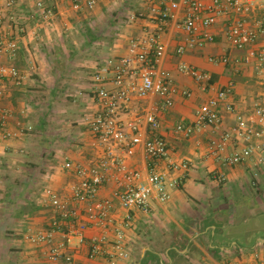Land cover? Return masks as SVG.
<instances>
[{
  "label": "crops",
  "instance_id": "1",
  "mask_svg": "<svg viewBox=\"0 0 264 264\" xmlns=\"http://www.w3.org/2000/svg\"><path fill=\"white\" fill-rule=\"evenodd\" d=\"M8 1L12 4L7 5ZM37 1L4 0V30L17 39L19 50L16 58L3 62L15 64L24 80L18 85L0 78V109L9 110L8 129L19 133L0 141V264H58L48 257L49 245L31 243L25 235L49 228L57 215L43 201L46 186L71 199L78 177L64 169L63 163L92 165L101 155V146L86 122V116L98 109L89 94L88 65L95 68L110 55L127 53L131 39L146 37L159 27L167 46L161 67L180 89L172 108L158 110L160 132L170 142L172 155L190 161V168L180 173V184L170 189L167 201L153 196L149 212H133L127 228L129 257L119 264H264V168L254 165L264 151L234 166L214 153L213 140H220L235 123L225 107L219 130L196 127L188 137L175 130L179 123L193 125L199 106L230 83L233 90L228 100L242 109L264 98V78L255 62L236 65V59L245 57L248 50L231 47L227 39L230 18L220 17L210 27L216 36L213 43L178 54L188 38L183 27L185 6L172 10L173 17L162 25L159 10L166 5L161 0H99L93 9L80 10L73 7L74 0H44L56 13L53 25L48 26ZM256 14L264 16V0ZM260 45L263 39L256 46ZM225 54L231 59L227 65L210 60ZM182 62L206 71L210 81L198 82L181 71ZM158 102V95L134 96L120 117L128 120L149 108L157 109ZM28 125L32 130H27ZM243 146L242 141L230 142L225 154ZM128 162L143 172L150 164L141 146ZM254 168L261 170L257 185L253 184ZM158 169L166 170L163 160L158 161ZM17 170L21 172L12 175ZM219 172L226 174L224 181L218 179ZM38 183L42 187L37 188ZM118 186L105 185L99 198H114ZM117 213L123 217L126 210L117 204ZM104 233L101 227H90L85 243L72 240L69 250L75 264L104 263L88 257L89 239ZM108 233L113 237L112 227ZM63 238L56 232V242Z\"/></svg>",
  "mask_w": 264,
  "mask_h": 264
},
{
  "label": "built area",
  "instance_id": "2",
  "mask_svg": "<svg viewBox=\"0 0 264 264\" xmlns=\"http://www.w3.org/2000/svg\"><path fill=\"white\" fill-rule=\"evenodd\" d=\"M99 0H74L76 10L93 9ZM161 0L166 7L159 10L162 25L168 24L172 10L185 6L186 15L183 27L188 34L186 45L177 52L182 54L187 48H201L216 40L210 27L223 16L230 18L227 39L231 47L247 49L245 57L236 59V65L253 60L257 72L264 78V45L256 46L264 40V16L256 12L261 0ZM8 1L7 5H11ZM4 0H0V78L9 79L20 85L24 80L23 72L15 64L3 60L16 58L19 43L16 38L4 30ZM40 15L48 26H52L56 13L46 7L44 0L36 2ZM134 18V17H133ZM162 27L143 38H133L125 54L110 55L101 60L91 75L90 96L98 104V109L86 116L87 125L95 140L101 146V155L92 165L74 164L67 160L63 168L73 170L78 181L72 185L71 199L67 200L52 186H46L42 193L43 201L55 212L49 228L28 231L25 239L34 244H47L48 257L58 264H75L74 255L69 246L74 238L79 243L87 241L86 230L101 227L105 233L89 239L88 257L101 260V264H119L121 259L129 257L127 250V228L131 225L133 212L150 211L153 196L161 202L170 198V189L180 184V173L190 168V161L174 157L170 142L161 134V121L158 110L167 111L174 105V98L180 92L172 82L170 72L162 69L161 64L167 52V46L161 38ZM212 62L229 64L228 55L210 57ZM180 70L190 74L198 82L210 81V75L194 65L182 62ZM233 90L230 83L199 106L193 125L179 123L176 133L190 136L193 130L203 127L221 128L225 107L235 117L233 126L226 129L220 140H213L214 153L230 166L251 161L256 151H264V98L257 100L251 108L242 109L229 101ZM0 88V97L2 95ZM184 94L190 92L184 90ZM159 96V108H149L134 118L124 120L120 111L129 108L134 96L149 98ZM10 112L0 109V141H6L19 133L8 129ZM32 125L27 130H32ZM244 142V146L230 154L225 151L230 142ZM142 147L150 160L148 169L143 172L131 168L128 158L133 156L137 147ZM165 162L166 170L158 169V161ZM255 166L264 168V156L257 155ZM261 170L254 168L253 184L257 185ZM220 181L226 179L224 172L217 175ZM109 183L119 186L114 190V198H99L101 188ZM123 186V189L120 188ZM117 204L126 210L123 217L117 213ZM112 227L113 237L108 230ZM56 232L64 238L55 241ZM100 264V263H99ZM234 264H240L235 262Z\"/></svg>",
  "mask_w": 264,
  "mask_h": 264
},
{
  "label": "rangeland",
  "instance_id": "3",
  "mask_svg": "<svg viewBox=\"0 0 264 264\" xmlns=\"http://www.w3.org/2000/svg\"><path fill=\"white\" fill-rule=\"evenodd\" d=\"M110 14V13H109ZM118 18H120V13L118 14ZM117 18V19H118ZM94 68H93V66H91V65H88V74H90V75H88L89 77L92 75V73L94 72ZM21 171H19V170H17V171H14L13 173H12V175L13 174H19ZM42 183L41 184H36L35 186L37 187V188H39V187H42ZM38 189H36V191H37ZM35 200V199H34Z\"/></svg>",
  "mask_w": 264,
  "mask_h": 264
},
{
  "label": "trees",
  "instance_id": "4",
  "mask_svg": "<svg viewBox=\"0 0 264 264\" xmlns=\"http://www.w3.org/2000/svg\"><path fill=\"white\" fill-rule=\"evenodd\" d=\"M7 192V191H6Z\"/></svg>",
  "mask_w": 264,
  "mask_h": 264
}]
</instances>
